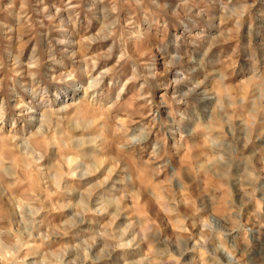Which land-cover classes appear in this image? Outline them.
Listing matches in <instances>:
<instances>
[{"label": "rangeland", "instance_id": "374dc122", "mask_svg": "<svg viewBox=\"0 0 264 264\" xmlns=\"http://www.w3.org/2000/svg\"><path fill=\"white\" fill-rule=\"evenodd\" d=\"M0 264H264V0H0Z\"/></svg>", "mask_w": 264, "mask_h": 264}]
</instances>
